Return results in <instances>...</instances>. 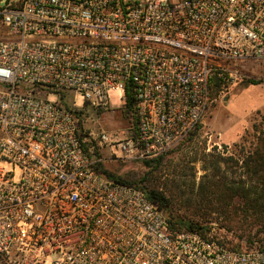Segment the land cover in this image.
<instances>
[{"label": "built area", "instance_id": "1", "mask_svg": "<svg viewBox=\"0 0 264 264\" xmlns=\"http://www.w3.org/2000/svg\"><path fill=\"white\" fill-rule=\"evenodd\" d=\"M0 25V264H264L224 229L171 230L99 170L105 146L139 162L173 150L216 84L242 78L237 61H264V0H0ZM117 106L123 137L93 136L90 112Z\"/></svg>", "mask_w": 264, "mask_h": 264}, {"label": "rangeland", "instance_id": "2", "mask_svg": "<svg viewBox=\"0 0 264 264\" xmlns=\"http://www.w3.org/2000/svg\"><path fill=\"white\" fill-rule=\"evenodd\" d=\"M4 37L5 30L0 25V39ZM235 68L242 73V78L224 90L213 91L214 100L202 123L177 147L162 155L157 166L123 161L119 159V151L105 146L101 150L103 161L99 170L113 178L156 190L169 202L165 213L210 226L216 234L224 229L232 246H247L248 243L264 246V214L244 213L236 197L229 201L228 207H222L202 191L204 188L198 190L200 182L203 186L208 184V177H201L204 154L215 152L224 157H237L240 149L233 146L241 144L247 150L255 143L253 126L264 129V61L240 60ZM74 102L80 104L81 99L76 97ZM110 102L117 104L116 95L110 96ZM90 119L86 125L93 136L104 131L123 137L127 127L123 108L118 106L101 114L90 112ZM221 170L227 180L238 182L239 178H244L241 169H225L221 165Z\"/></svg>", "mask_w": 264, "mask_h": 264}, {"label": "trees", "instance_id": "3", "mask_svg": "<svg viewBox=\"0 0 264 264\" xmlns=\"http://www.w3.org/2000/svg\"><path fill=\"white\" fill-rule=\"evenodd\" d=\"M217 90H220L219 84H216L214 92ZM129 103L128 99L125 105L126 108L129 107ZM125 113L126 111L123 109L124 116ZM253 128L256 132V136H254L255 143H253L247 150H245L243 145L235 144L233 147H238L240 149L237 157H234V155L224 157L218 153L215 154V152L203 155L201 169L204 174L201 177H208V184L203 186V182H200L198 190L204 188L202 191L211 196L213 200L222 207H228L229 201H231L233 197H236L240 200L244 213H250V215H256L258 213L262 215L264 214V129H257L255 125ZM224 149H226L225 146ZM159 159H161V156L150 162L144 163L146 165L154 163L155 166H157L160 163ZM221 165L225 166V169H241L243 171L242 176H244L243 180H240L241 178H239L238 182L227 180L225 172L221 170ZM103 174L115 181L136 186L141 189L146 197L163 211L171 230L178 232L191 231L202 236L209 231V226L207 225L200 224L172 213H165L164 209L169 206V202L156 190L143 188L138 184L113 178L105 171H103ZM229 242L230 241L228 240L227 243L230 247L239 248V246L230 245ZM253 245V243H248L247 247H252Z\"/></svg>", "mask_w": 264, "mask_h": 264}]
</instances>
